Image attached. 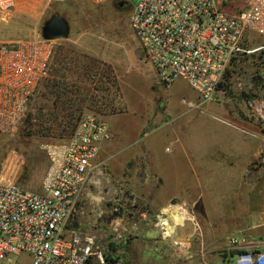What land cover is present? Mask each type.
<instances>
[{"label":"rangeland","instance_id":"obj_1","mask_svg":"<svg viewBox=\"0 0 264 264\" xmlns=\"http://www.w3.org/2000/svg\"><path fill=\"white\" fill-rule=\"evenodd\" d=\"M114 1L43 0L35 7L36 17L21 12L0 15V45L43 36L46 23L60 18L65 36L54 39L55 55L68 60L50 72L32 97V113L44 118L35 127L39 132L0 137V177L41 192L48 168L47 147L67 142L87 114L108 125L115 119L126 120L135 129L132 139L152 140L136 133L142 129L146 134L159 122L156 106L162 100L129 26V12L140 0H130L129 10L120 9ZM246 3L217 0L226 11L243 9ZM258 42L253 37L250 45ZM100 71L108 73V85L98 81ZM225 75L227 92L207 110L187 108L181 119H175L185 143V159L173 163L178 165L176 170L154 179L140 177L136 171L140 161H119L109 157L110 151L101 153L66 229L80 237H96L108 248L106 256L113 264H235L242 252L233 239L264 248V116H255L246 105L248 100L264 102V58L240 55ZM116 99L126 109L118 105L109 116L107 106ZM63 101L70 103L69 109L59 107ZM170 102L173 105V97ZM161 110L160 120L174 125L173 111ZM199 131L213 136V144L201 157L190 153ZM159 135L167 138L165 129ZM18 156L22 159L12 166ZM147 198L161 199L168 206L156 207ZM171 217L182 218L176 229ZM168 228L173 236L166 234Z\"/></svg>","mask_w":264,"mask_h":264},{"label":"built area","instance_id":"obj_2","mask_svg":"<svg viewBox=\"0 0 264 264\" xmlns=\"http://www.w3.org/2000/svg\"><path fill=\"white\" fill-rule=\"evenodd\" d=\"M19 1L0 0V15L11 16ZM128 19L159 81L167 87L184 81L199 95L201 107L227 92L221 84L238 56L264 58V0H247L236 11L219 7L217 0H140ZM253 37L259 42L251 46ZM54 42L36 35L0 45V137L15 136L31 113L32 97L57 65ZM246 105L263 119L264 102ZM109 137L106 123L84 115L67 142L47 147L41 192L0 177V264H110L108 248L96 237H80L65 227ZM232 243L242 252L235 264L247 257L251 264H264V248L238 239Z\"/></svg>","mask_w":264,"mask_h":264},{"label":"crops","instance_id":"obj_3","mask_svg":"<svg viewBox=\"0 0 264 264\" xmlns=\"http://www.w3.org/2000/svg\"><path fill=\"white\" fill-rule=\"evenodd\" d=\"M42 3L43 0H20L18 8L15 12H21V14L24 13L28 16L36 17L38 16V12L35 7ZM146 63L147 71L149 70L151 72V78L156 81V84L161 91L160 95L162 97V100H160V103L158 102L159 104H157L156 106L157 116L155 117L157 118V120H159V122L154 123L152 125V128L148 129L146 134L142 133V129L137 130L136 133H138V135H144L143 137L148 136L152 138V140L147 141L148 139H142L141 141H139L137 137L135 139H132V131L135 132V129L132 130L131 123L127 122L126 120L115 119L113 121V124L111 125H108V123L104 122L107 125L110 135L109 138H111V141L109 142V139L102 143L98 151L97 159L101 153L110 151L109 157L115 160L140 161L141 166L136 168L137 175L140 177L152 176L154 179V176L170 175L172 171L176 170V166H178L177 164L173 163L175 161L185 159L182 152L183 145H185V143L182 141L181 136H179V132L181 131L177 129L178 121H176L175 119H181L184 116L185 109L187 110V108H189L190 110H207L208 107L211 106V103H208V106H206L205 108L204 106L201 107L199 95L195 91L190 89L188 85L182 80H175L176 82L174 81L169 87L165 86L159 81L157 74L149 65V63L147 61ZM97 73L98 74L96 75V77L99 76L98 81L102 82H100V84L106 85L107 82H105V79L106 77H108V73L104 71H100ZM110 77L114 78V75H110ZM162 86H164L167 91H164ZM174 87H176L175 90H170V88ZM117 89H119L118 86H116L114 90L118 91ZM178 89L181 90L178 91ZM170 97H173V105L170 104ZM196 99H198L197 103L195 102ZM118 105H121V101L119 99H116V102L114 101L107 106V110L105 113H107L109 116H113ZM121 106L126 109L124 104H122ZM161 109L173 111V113L176 115L174 118V125L172 121L168 120V122H162L160 120V117L163 116V114H161ZM119 110H121V108ZM128 111L129 110H127V112ZM215 127L220 126L215 125ZM182 128L183 124L181 125L180 129ZM163 129H165L167 137L166 139H162L159 135L161 134V131ZM211 134L212 133L208 131H199L197 140L193 142L195 152L193 147L190 146V153H195L194 155L198 157L206 154L207 148L212 143L213 136ZM225 142L227 143L228 141L226 140L224 141V143ZM134 146H136V148ZM133 147L134 151L130 152L132 151L130 149H132ZM163 155L165 156L164 158H162ZM151 160H155V162L153 163L151 162ZM147 199L148 202H151V204L156 207L165 208L168 206L167 202H163V200L161 199L160 201L154 200L155 202L153 200H149V198Z\"/></svg>","mask_w":264,"mask_h":264},{"label":"trees","instance_id":"obj_4","mask_svg":"<svg viewBox=\"0 0 264 264\" xmlns=\"http://www.w3.org/2000/svg\"><path fill=\"white\" fill-rule=\"evenodd\" d=\"M48 35V38H59V37H64L65 36V34L64 33H62V34H58V35H52V34H47ZM67 61L68 60H66L65 62L63 61V59H58V57H56V55H55V62H56V66L54 65L53 67H52V69H51V72L55 69V68H58L59 67V65L60 66H64V65H66L67 64ZM65 63V64H64ZM227 82H228V76L227 75H225V77H224V82L221 84V88L223 89V90H225V91H227L226 89L228 88V85H226L227 84ZM60 106V108H62L63 107V109L64 110H67V109H69L70 108V103H68V102H64L63 101V103H60L59 104ZM33 111V110H32ZM32 111H31V113H29V115H28V117L26 118V120L24 121V124H23V126H22V128L19 130L20 132L22 131V132H25L27 135H29L30 133H34V132H39L35 127H36V125H37V123L38 122H42L43 121V117L41 116V113L39 114V113H32ZM233 254V253H232ZM108 261L110 262V264H113V262H114V260L112 259V258H108Z\"/></svg>","mask_w":264,"mask_h":264},{"label":"flooded vegetation","instance_id":"obj_5","mask_svg":"<svg viewBox=\"0 0 264 264\" xmlns=\"http://www.w3.org/2000/svg\"><path fill=\"white\" fill-rule=\"evenodd\" d=\"M115 5L120 9L129 10V6L127 3L122 0H115ZM64 23L58 17L51 18L45 25V31L43 35L48 36L47 34L58 35L64 33Z\"/></svg>","mask_w":264,"mask_h":264},{"label":"bare ground","instance_id":"obj_6","mask_svg":"<svg viewBox=\"0 0 264 264\" xmlns=\"http://www.w3.org/2000/svg\"><path fill=\"white\" fill-rule=\"evenodd\" d=\"M171 220H172V222H173V224L175 225V227H173V228H175L176 229V226H179V225H181V221H182V218H180V217H178V218H176V217H171L170 218ZM179 224V225H178ZM173 226V225H172ZM168 232H166V234L167 235H172V233L171 232H169V228L168 229H166ZM173 236V235H172Z\"/></svg>","mask_w":264,"mask_h":264},{"label":"clouds","instance_id":"obj_7","mask_svg":"<svg viewBox=\"0 0 264 264\" xmlns=\"http://www.w3.org/2000/svg\"><path fill=\"white\" fill-rule=\"evenodd\" d=\"M240 264H251V258H241Z\"/></svg>","mask_w":264,"mask_h":264},{"label":"water","instance_id":"obj_8","mask_svg":"<svg viewBox=\"0 0 264 264\" xmlns=\"http://www.w3.org/2000/svg\"><path fill=\"white\" fill-rule=\"evenodd\" d=\"M46 38H48V36L44 35ZM52 39H56V38H52Z\"/></svg>","mask_w":264,"mask_h":264}]
</instances>
